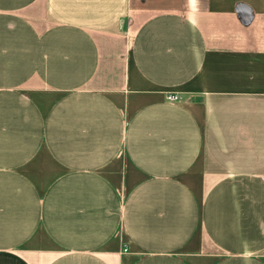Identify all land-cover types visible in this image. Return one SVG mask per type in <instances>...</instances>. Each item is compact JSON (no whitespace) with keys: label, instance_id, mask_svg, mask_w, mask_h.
I'll list each match as a JSON object with an SVG mask.
<instances>
[{"label":"crops","instance_id":"crops-1","mask_svg":"<svg viewBox=\"0 0 264 264\" xmlns=\"http://www.w3.org/2000/svg\"><path fill=\"white\" fill-rule=\"evenodd\" d=\"M0 264H264V0H0Z\"/></svg>","mask_w":264,"mask_h":264},{"label":"built area","instance_id":"built-area-1","mask_svg":"<svg viewBox=\"0 0 264 264\" xmlns=\"http://www.w3.org/2000/svg\"><path fill=\"white\" fill-rule=\"evenodd\" d=\"M167 101H170V102H174V101H177L179 98L175 95H169L167 96Z\"/></svg>","mask_w":264,"mask_h":264}]
</instances>
